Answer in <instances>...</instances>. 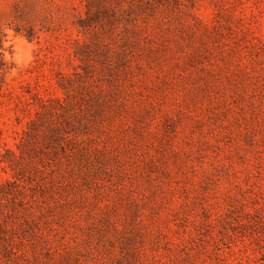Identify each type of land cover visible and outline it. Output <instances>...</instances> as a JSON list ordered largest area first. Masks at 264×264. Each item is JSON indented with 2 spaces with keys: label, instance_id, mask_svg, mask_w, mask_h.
Listing matches in <instances>:
<instances>
[{
  "label": "rangeland",
  "instance_id": "374dc122",
  "mask_svg": "<svg viewBox=\"0 0 264 264\" xmlns=\"http://www.w3.org/2000/svg\"><path fill=\"white\" fill-rule=\"evenodd\" d=\"M0 55V264H264V0H0Z\"/></svg>",
  "mask_w": 264,
  "mask_h": 264
},
{
  "label": "trees",
  "instance_id": "16d2710c",
  "mask_svg": "<svg viewBox=\"0 0 264 264\" xmlns=\"http://www.w3.org/2000/svg\"><path fill=\"white\" fill-rule=\"evenodd\" d=\"M0 62L3 63V60L1 59V55H0ZM39 120L37 121H33V123H31V125L29 126V133L25 134L26 137H29L30 134L35 130L36 131V128L35 129H32L34 127H36L37 123H38ZM49 135L52 139H55V131L54 130H49ZM30 140V139H29ZM29 140H27L26 138L24 139V141H22L19 146V152L18 154L16 153H12V152H9L10 156L12 157L13 161H15L14 163H18L22 158V150L26 148V146L29 144ZM1 155V154H0ZM3 188H4V185L2 183H0V198L1 196L3 195Z\"/></svg>",
  "mask_w": 264,
  "mask_h": 264
}]
</instances>
